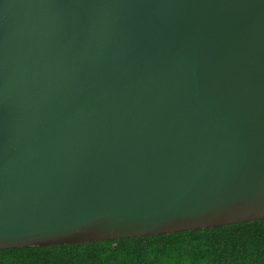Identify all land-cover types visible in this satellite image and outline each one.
<instances>
[{
	"label": "water",
	"instance_id": "obj_1",
	"mask_svg": "<svg viewBox=\"0 0 264 264\" xmlns=\"http://www.w3.org/2000/svg\"><path fill=\"white\" fill-rule=\"evenodd\" d=\"M264 219V0H0V249Z\"/></svg>",
	"mask_w": 264,
	"mask_h": 264
},
{
	"label": "trees",
	"instance_id": "obj_2",
	"mask_svg": "<svg viewBox=\"0 0 264 264\" xmlns=\"http://www.w3.org/2000/svg\"><path fill=\"white\" fill-rule=\"evenodd\" d=\"M0 264H264V219L136 237L4 248Z\"/></svg>",
	"mask_w": 264,
	"mask_h": 264
}]
</instances>
